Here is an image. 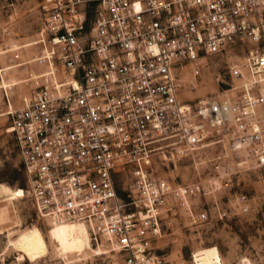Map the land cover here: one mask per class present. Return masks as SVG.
<instances>
[{
  "label": "built area",
  "instance_id": "2783aa9c",
  "mask_svg": "<svg viewBox=\"0 0 264 264\" xmlns=\"http://www.w3.org/2000/svg\"><path fill=\"white\" fill-rule=\"evenodd\" d=\"M79 1L45 0V69L7 103L26 192L40 217L85 226L88 264H158L162 215L209 218L216 183L169 182L155 161L218 148L264 165V0H97L87 28ZM205 72L213 88L184 96Z\"/></svg>",
  "mask_w": 264,
  "mask_h": 264
},
{
  "label": "rangeland",
  "instance_id": "374dc122",
  "mask_svg": "<svg viewBox=\"0 0 264 264\" xmlns=\"http://www.w3.org/2000/svg\"><path fill=\"white\" fill-rule=\"evenodd\" d=\"M44 3L45 0H0V191L17 193L10 200L0 195V264L94 261L90 248L84 254L65 257L60 228L49 226L48 220L36 214L26 192L15 139L9 130L7 103L10 108L19 106L21 97L31 88L28 77L45 69L44 61L33 58L40 52L39 43L33 40L46 11ZM96 3L97 0L78 2L85 12L84 28L89 25ZM216 67L209 69L213 71ZM184 77L188 80L190 76L184 73ZM213 86L211 73L205 72L194 89H186L184 85V96L193 98ZM238 159L223 149L206 148L197 155H174L153 163V173L172 183L197 179L206 184L216 183L215 190L205 196L208 203L213 197L216 201L209 218L193 222L179 209L162 215L160 234L151 242V251L161 259L158 264H192V260L196 264H264V165L256 166L251 161L237 164ZM233 192L245 193L247 210L232 205ZM33 226L44 235L48 252L29 260L21 258L20 251L11 243L21 231ZM100 256L104 260L110 257L108 253Z\"/></svg>",
  "mask_w": 264,
  "mask_h": 264
},
{
  "label": "bare ground",
  "instance_id": "6f19581e",
  "mask_svg": "<svg viewBox=\"0 0 264 264\" xmlns=\"http://www.w3.org/2000/svg\"><path fill=\"white\" fill-rule=\"evenodd\" d=\"M0 195L9 198V200L17 197V193L15 192L4 193L0 191ZM48 225L57 230L60 228V237L63 242L65 257L68 258V254H84L85 250L90 248L87 232L82 223L78 221H48ZM11 244L20 251L21 258L27 257L29 260L44 256L48 252V245L44 235L36 226L21 231Z\"/></svg>",
  "mask_w": 264,
  "mask_h": 264
}]
</instances>
